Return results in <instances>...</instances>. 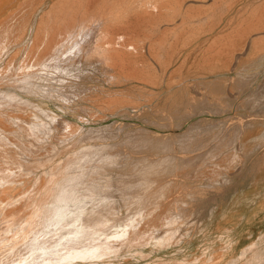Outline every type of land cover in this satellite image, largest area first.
Wrapping results in <instances>:
<instances>
[{
	"label": "rangeland",
	"instance_id": "1",
	"mask_svg": "<svg viewBox=\"0 0 264 264\" xmlns=\"http://www.w3.org/2000/svg\"><path fill=\"white\" fill-rule=\"evenodd\" d=\"M209 1L208 3L212 4V0ZM244 1L235 0L233 2L234 5L232 4L233 6L231 5L229 9L227 8L224 11L219 10L220 7L218 5L220 4L213 3L211 8L212 16L213 14L214 17L218 16L214 20L216 22V24L214 22V28L208 35L211 40H208L207 43L212 41L215 36H229L238 28L240 20L242 22L243 19L250 17L251 12L248 11H250L249 7L252 5L248 6V10L241 11L243 6L251 4L248 0ZM257 2L261 3L260 0H255L252 4H257ZM216 7L219 9H215ZM237 7L239 8L237 9ZM11 8L7 9V11H11ZM218 10L221 17L216 14ZM195 17H198V15ZM238 19L240 20L238 21ZM144 29L140 25L131 27L130 34L135 35L136 33L144 32ZM199 39L192 41L190 45L184 48V50L186 48L190 49L189 51L187 49L185 51L182 50L164 68L163 77L165 75V79L162 77L163 79L158 81V83L152 84L138 78L139 80L132 79L131 81H125L126 83L122 82L123 84L120 82H114V84L105 79L107 77L105 74L102 75L101 70L97 71V74H92L93 76L78 72H76L77 74H67L57 71L34 79V82L51 88L54 95L40 96L36 94V96L34 95L35 93L30 94L31 92L22 90L21 92L18 88L19 92L22 93V96L19 97L20 99L16 97L15 100L2 106L3 109L5 107L4 110L0 108V114L10 123L5 124L2 122L3 125L2 123L0 125V140H2L0 141V203L3 204L4 202V205L8 206L12 213L10 215L12 218H0V227L4 225V227L0 228V239L2 240H0L2 243H0V250L3 249L0 251L1 264H8V260H11L9 264H16V261L11 263L12 257L14 256L15 258L16 255L12 251L9 252V247L8 251L7 248H4L6 247L7 239L13 234L7 230L6 224L8 219L12 221L15 217L24 214L27 208L40 204L41 197L39 191H36L38 186L33 185L40 184L41 181L46 182L49 177L54 175L56 168L67 157L85 155L88 160L80 168L86 170L88 165H101L105 161L103 159L112 152L118 154V163L116 162L113 167H109L107 170H112L105 171L104 175L110 179L114 178L112 179L113 185L109 189L100 191L99 195L108 196L116 212L103 223H98L96 220L90 219L89 216L81 215L80 218L75 219V216L80 212L79 210H91L94 204L91 199L75 200L69 198L68 202L64 203L66 204L64 205L66 209L63 213V217L67 218L68 225L66 224L64 227L52 222V225L45 227L46 229L40 233L39 239L41 237L40 240L49 237L58 239L61 251L67 244L66 241L69 236L72 237L74 235V226L83 222L89 227L90 223L97 222L96 225L102 224V228L98 232V238L96 239L100 244H105L104 241L109 243V241L111 242L115 239L117 241L114 243L116 248L113 247V243H110L115 252L113 254H101L103 257L100 256L101 258L99 257L100 259L95 261L83 258L67 264H264V57L261 58V55L264 56V49H261L263 51L261 54L259 53L261 51H258L252 59L250 56L252 49L249 44V38L245 42L244 46L246 47L243 46L242 40L241 44L240 41L238 43L235 42L236 47H231L233 44L231 40L230 43L232 44L230 47L231 49L234 47L233 49L235 50L232 49V51L228 47V50H230L229 56L225 54H228V51L223 52V57L225 58L222 60L225 61L226 59L225 65H222V61L217 62L216 65L214 62L213 68L206 67L207 69H203L202 67L197 68V64H193L201 59V57L195 58L194 56L196 52H202V48H199L201 40ZM147 44L143 50L147 57L144 55V58L148 59L147 61L153 66H156V70L160 73V63L157 62L158 60L150 59L151 55ZM202 46L203 43L200 47ZM197 48L199 49L195 52L194 49ZM192 50L194 52H191L193 56L190 54L192 58L190 56L189 58L191 59L183 61L186 54ZM22 53L24 51H20L21 56L17 61H20L25 56ZM6 54L1 59L0 70L4 68L11 58L9 52V55L7 54L6 56ZM248 55L249 59H251L249 61L253 60V64L257 63V65L249 66L252 64L251 62L247 64L250 67L248 68L247 65L240 63L244 58H248ZM196 59L197 61H195ZM180 65L182 66L179 67ZM211 69H213L212 72H210ZM239 69L241 70L239 71ZM173 71H175V74ZM171 73L174 75L172 76ZM244 74H246L245 77L243 76ZM175 76L176 81H174ZM181 76L182 78H180ZM177 78L181 81H177ZM0 79L2 80V77ZM170 79H173V82H170ZM212 79L216 81L215 88L211 86L214 84ZM5 80L3 79L0 82V88L5 86ZM167 82L170 84H167ZM9 84L12 85L13 82ZM136 84L140 85L139 87L144 86L148 93L153 94V97L148 96V99H145L147 94L138 95L137 101L139 100V102L137 103L141 107H134V105L131 107L129 106L130 104H124L123 107L118 106L107 95L112 90L115 92L120 89L126 90L128 87L131 89L132 86L136 90ZM76 87L80 90L75 89ZM82 90L87 93L85 94ZM106 90L109 91L106 92ZM80 92L84 97H79L81 96ZM173 93H177L178 99H174ZM133 94L136 95L137 91H134ZM28 95L31 96L28 97ZM68 95L71 101L62 99V97ZM121 98L129 99L133 101L132 104H137L134 101V96ZM10 103H13L14 106ZM6 106L10 108L8 109ZM38 107L46 109L40 110ZM178 111L180 112L178 113ZM9 113H12V115ZM51 115H54L58 120L51 118ZM251 117H255L258 120L253 119L255 120H252L253 123L248 121L246 122L248 124L243 126V128L241 126L236 127L235 134L231 132L229 134L228 131L230 129H235L233 128V121L239 118L246 119ZM36 118L39 119L37 120ZM64 119L71 121L75 125L73 130H68V127L63 122H60ZM21 121L23 126L20 125ZM205 126L211 127L213 131L218 132L220 128L221 132L216 135H209L212 137L207 136L208 139L204 140V144L200 145L199 149L189 150L190 135L197 133L199 129ZM152 135L154 137L159 135L158 137L165 142L166 140L164 139L166 138L169 141L168 146L163 145L161 142L154 144L156 140L154 141ZM92 145L98 146L93 147ZM89 146L91 147L88 148ZM169 146L170 151H167ZM169 152L176 156L190 155L191 160L189 159L184 163L186 165L180 164L179 169L177 168L175 171H154L153 174H150L153 182L148 189L142 192L138 191L137 185L129 189V194L119 188L120 183L118 181L120 179L138 177L140 174L139 170L150 163L161 162L159 165L161 166L162 159H165ZM73 169H77V166L70 170L74 171ZM163 184H166L165 191L157 198L151 200L152 191ZM16 194L24 195L22 199L28 194H31V197L26 200L25 206H23L21 198H17ZM130 194L132 196L139 194L138 196L141 195L145 201L147 200L145 202L146 210L144 208L143 213L141 212L142 214L139 213V205L126 200L128 195L131 197ZM99 195L98 197H101ZM17 209H19L18 213ZM14 211L17 213H14L16 216L13 214ZM57 216V219L60 218L59 214ZM121 217L123 219H120ZM144 226H147L146 230ZM6 227L7 229H4ZM88 227L87 229H89ZM105 229L108 231H105ZM7 232L10 233L8 234ZM144 232L148 233L145 234ZM3 234L7 239L1 236ZM109 235L112 237H109ZM146 236H149L148 240L145 238ZM135 238L138 240L136 241ZM97 240L94 241L98 243ZM108 243L106 242V244ZM100 244L98 245L100 246ZM102 244L100 248L107 246ZM64 249L61 253L65 252ZM47 261L45 260L44 264ZM49 261L47 264L51 263ZM55 262L54 264H65L62 263L64 261Z\"/></svg>",
	"mask_w": 264,
	"mask_h": 264
},
{
	"label": "bare ground",
	"instance_id": "2",
	"mask_svg": "<svg viewBox=\"0 0 264 264\" xmlns=\"http://www.w3.org/2000/svg\"><path fill=\"white\" fill-rule=\"evenodd\" d=\"M208 1L209 0H0V62H2L1 59L3 58V56L5 57L6 53L8 54V52H9V54L11 56L9 61L7 60L8 62L5 64L4 68L1 69L2 71L0 70L1 71L0 77H2V80L1 79L0 80L3 81V79H6L5 80V86L0 88V106H1L0 108L3 109L2 106L5 103H9V102L15 100L16 97L19 98L22 96V93L19 92L18 88L20 89V91L22 90V91L31 92L30 94L35 93L34 95H36V94L40 95V96H44V95L48 96L49 94L54 95L53 92L51 91L52 90L51 88L44 87V86L34 82V79L38 76L46 75L48 73H53V72H57V71L67 73V74H71V73L77 74L76 72L85 73V75L91 76L92 74H97L96 72L101 70V72L103 73V74L102 73L101 74L102 75L105 74V76L107 77L105 79L109 80L110 83L111 82H113V83L114 82H116V83L117 82H120V83L123 82L124 83L125 81H131L132 79L136 80L138 78L143 79L145 82H150L152 84L156 83V82L158 83V81H161L163 78L165 79V75L163 77V72L165 70L164 68H166V66L172 60H174L178 56V54H180L182 52V50H184L185 47L190 45L192 43V41L197 40L199 38L201 39V40L199 39L200 40V42H199L200 46L202 43H203V46L202 47L199 46L200 49L202 48L201 53L196 52V51H198L199 48L194 49V51L196 52L194 54L195 58L201 57V59H199L200 61L199 60L197 61V59H196L195 61H197V63H193V64H197V68H199V67H202L203 69H205L206 67L213 68L212 66L214 65L213 64L214 62L216 65L217 62H221V61L223 62L222 65H225L224 62L226 61V59H225V61L222 60L225 58V57H223V52L228 51V54L227 53H225V54L229 56L230 50H232L234 48L233 47L231 49V47L232 46L236 47L235 42L238 43L240 41V44H241V40H242V42H243L242 44L244 46L245 42H247L246 41L247 38L250 39L249 44L251 45V49H252L250 56L252 57V59L254 58V55H256V53H258V51H261V49H264V44H263L264 43V7H262V6H264V0H260L261 3L257 2V4L256 3L252 4V2H254L255 0H248L249 2H251V4H247V5L243 6L242 9L241 8L240 9H241V11H243V10L245 11V10H248V6L252 5L249 7L250 11H248V12H251L250 17L247 18L248 17L247 16L246 17L247 19H243L242 22L240 19H238V21L240 20V23H239L240 27L238 26V28L235 29V31L232 34H230L229 36H225V35L215 36L212 41L207 43L208 40H211V39H209L210 37H208V35H209L210 31H212V29L214 28V26L216 24V22L214 20L218 16L217 15L216 17H214V14L212 16V11H211L212 9L211 8L213 6V3L214 4L215 3L220 4V5H218L220 7V9L217 8L218 6L215 9H219L220 11H224L227 8L229 9V7L233 4V2L235 0H212V4L208 3ZM10 7H12L11 8L12 10L7 11V9H9ZM238 8L239 7H237V9ZM213 10H214V8H213ZM219 10H218V13H216L217 10L215 11V13L219 14L220 13ZM223 14H224V12H223ZM197 15H198V17H195ZM243 15H244V13H243ZM248 15H249V13H248ZM219 16L221 17V14H219ZM221 20H222V18H221ZM214 22H215V24H214ZM139 25L143 26V28H145L144 29L145 31L141 32V33L140 32L136 33L135 35H131L130 34V28L135 27V26H139ZM217 25H218V21H217ZM113 27H114V29H113ZM15 30H16V33H15ZM253 31H257V32H253ZM252 32H253V34H251ZM142 34H144V35H142ZM233 39H235V40H233ZM230 41L233 42V44L230 43ZM205 43H207V44H205ZM146 44H147L148 50H150L149 51V53L151 55L150 59L153 58V59H155V61L158 60L157 62L160 63V66H161V68H159L160 73L158 72V70H156V66H153V64H151L150 62L147 61L148 59L144 58L145 52L143 53V50H144V47ZM230 45H231V47H230ZM228 47H230L229 48L230 50H228ZM244 47H246V46H244ZM249 47H248V49H249ZM14 49H16V50H14ZM233 50H235V49H233ZM20 51L21 52L24 51V53H22V55L25 54V56H23L20 61H17L20 59L19 57L21 56ZM191 52H193V50L186 54L183 61L192 58V56H193L192 54L194 52L192 54H191ZM262 52L263 51H261L259 53L261 54ZM236 53H239V52H236ZM7 54H6V56H7ZM234 54H235V52H234ZM226 55H224V56H226ZM231 55H232V52H231ZM236 55H238V54H236ZM190 56H191V58H189ZM262 57H264V56L261 55V58ZM249 60H251V59H249V55H248V58H244V60L240 61V63L242 62L243 65L246 66L248 63H251L253 61L252 60L250 62ZM258 62L260 63V61H258ZM252 65H257V63L253 64V62H252V64L249 66H252ZM157 66L159 67L158 64H157ZM181 66L182 65H180L179 67H181ZM249 66H248V68H250ZM179 67H178V69H179ZM195 67H196V65H195ZM222 67H221V69H222ZM242 67H244V66H242ZM202 68H201V70H202ZM221 69H220V71H221ZM180 70H182V69L180 68ZM212 70L213 69H211L210 72H212ZM240 70L241 69H239V71ZM242 70H243V68H242ZM175 71H173V73ZM177 71L179 72V70H177ZM191 71H193V70H191ZM173 73H171L172 76L175 74V73L174 74ZM245 75L246 74H244L243 76L245 77ZM241 77H242V75H241ZM244 77H242V78H244ZM167 78H168V76H167ZM169 78H170V75H169ZM180 78H182V76ZM215 79H216V77H215ZM215 79L214 80L212 79V83H214V84H212L211 86H213V87L215 86V82H216ZM172 80L170 79V82H173ZM179 80L177 78V81H179ZM210 80H208V81L210 82ZM9 81L13 82L14 85L9 84V83H11ZM174 81H176V76H175ZM168 82H169V80H168ZM168 82H167V84H170ZM182 82H184V81H182ZM240 82H242V81H240ZM221 84H220V86H221ZM171 85H172V83H171ZM171 85H168V86H171ZM135 86H136L135 87L136 90H134L133 89L134 87L132 86L133 88L131 87V89H130V87H128L126 90L120 89V90H116L115 92H113V90H112L111 92H108L107 95L110 97V100L113 102H116L118 106L123 107L124 104H130L129 106H131V107L133 105H134V107H139V106L141 107V105H139L137 103V102H139V100L137 101L138 95L147 94L145 99H148L147 97L148 96L153 97V94L148 93L145 90L146 88L144 86L139 87L140 85H137V84ZM223 88H224V86H223ZM75 89H79V88L76 87ZM93 89H94V87H93ZM107 91H109V90H106V92ZM134 91H137L136 95L133 94ZM27 92H25V93L27 94ZM84 93L86 94L87 92H84ZM176 94H174V99L175 98L178 99ZM77 95H79V94L77 93ZM77 95H75V96H77ZM80 95H81V92H80ZM30 96L31 95H28V97H30ZM40 96H38V97H40ZM124 96H126V97H133L134 96V101L137 104H132L133 101H131L129 99H122L121 97H124ZM79 97H84V96L81 95ZM19 99H17V100L21 101ZM62 99L70 100L69 95L66 97H62ZM217 99H218V97H217ZM22 100H25V99H22ZM25 101H27V100H25ZM14 102H16V101H14ZM29 102H31V101H29ZM18 103H20V102H18ZM185 103H186V101H185ZM185 103L183 102L184 105H185ZM39 104H40V102H39ZM177 104H175V105H177ZM11 105H13V103ZM15 107H17V106H15ZM124 107H126V106H124ZM4 109H5V107H4ZM39 109L45 110L46 108L44 109V107H43V108H39ZM179 112L180 111H178V113ZM188 112H190V111H188ZM12 113H14V112H12ZM12 113H9V114L12 115ZM16 114L18 115V113H16ZM17 115H16V118H17ZM45 116H47V115H45ZM8 118H11V117H8ZM51 118H56V117H54V115H51ZM56 119L58 120V118H56ZM253 119L256 120L257 118H255V117L246 118V119H240L239 118V119L233 121V123H234L233 128H235V129H230V131H228L229 134H230V132L232 134H235V131L237 130L236 127L241 126V128H243V126L248 124L246 122L252 121ZM255 120H253V121H255ZM253 121H252V123H253ZM2 122L5 124H10L9 121L5 120V118L2 116V114H0V125ZM11 122H13V121L11 120ZM56 122H58V121H56ZM60 122H63L64 125L66 127H68V130H73V128L75 126L71 121L66 120V119L61 120ZM3 123H2V125H3ZM19 124H20V122H19ZM20 125H22V121H21ZM42 125H40V126H42ZM38 128H40V127H38ZM18 131H20V130H18ZM214 131L212 130L211 127L205 126L202 129H199L197 131V133L191 134L190 138H189L190 142L187 141L188 146H189L188 148H190L189 150H192V149L196 150L197 148L199 149V146L204 144V140L207 138V136L216 135V134L221 132L220 128H219V132L218 131L214 132ZM225 135H226V133H225ZM231 135H229V136H231ZM150 136H151V133H150ZM158 136H155V137L153 136L154 141L156 140V143H154V144H157V142H159V143L161 142L163 145L165 144L168 146L169 141H167L166 138L165 139L163 138L164 140H166V142H165V141L161 140L160 137H158ZM209 137H212V136H209ZM0 141H2V140H0ZM5 141H4V143H5ZM98 145H92V146L97 147ZM227 146H228V144H227ZM90 147L91 146H89L88 148H90ZM167 151H170V146H169ZM168 154H167L165 159H162L163 161H162L161 166H159L161 162L147 164V165L143 166L141 168V170H139L140 174L138 177H132V178H130V177L125 178L124 177L123 179H120L118 181L120 183V187L119 186L118 187L122 190H125V193L129 194V192H130L129 189H131L137 185L136 188H138V191L142 192V191L148 189L150 184L153 182L152 176L150 174H153L154 171H158V170L159 171L162 170L165 172H170L173 170L175 171V169H177V168L179 169L180 164L186 165L184 163H186L189 159L191 160L190 155L176 156V155L172 154L171 152H169ZM117 158H119L118 154L115 152H112L103 159V160H105V161H103V163H102V161H100L102 163V164L100 163L101 165H99V166L88 165V169L86 167V170H83L80 167H82L83 163L87 162V160H88L85 155L67 157V159L65 161H63L62 163H60V165L56 168L54 175L49 177L46 180V182L41 181L40 184H34L33 186H36V187L38 186L37 187L38 189L36 191L37 192L39 191V195L41 197L40 204H38L34 207H31V208H27V210L24 212V214H21L18 217H15L14 219H12V221H11V219L10 220L8 219L9 222L7 221V224H6L8 229H7V227L4 229L9 230L13 234L8 239L6 236H4V234L1 235V236H4L8 240L7 244L5 243L6 247H4V248H7V251H8V247H9V250H10L9 252L12 251L13 254L16 255L15 258H14V256L12 257L13 260L11 263H15V261H16V264H44L45 260L49 261V259H50V261H51L50 264H54L55 261L56 262L57 261H61V262L64 261L62 263L67 264L69 262L70 263L75 262L76 259L81 260L83 258L84 259L87 258V259H90L92 261H95V260L101 258L100 257V256H102L101 254H104V255L106 253H108V254L112 253L113 254L115 252V250L113 249V247H115L114 243L117 241H115V239H114V241L111 239L113 242L109 241V243H108V241H106L108 244H106V242L104 241V243L107 246H104L105 244L101 243L104 246V248H100L101 244L96 238H98L97 237L98 232L101 230L102 224L96 225V223L97 222L103 223V221L109 219L116 212V211H114V206L111 204V200L109 199V197L103 196V195L101 196L99 194L101 193L100 191L109 189L113 185L112 179H114V178L110 179L108 176H106L104 174H105V171L112 170V169H110V170H107V169L109 167H113L116 164ZM76 166H77V169H75V170L73 169L74 171L70 170L71 168H75ZM113 169L115 170V168H113ZM1 172H2V170H1ZM123 175H126V174H123ZM123 175H120V176H123ZM196 175H197V173H196ZM169 183H171V182H169ZM165 187H166V184H163V185H160L159 188L152 191L153 195L151 196L150 199L153 200V199L157 198L160 194H162L165 191ZM133 194H135V193H133ZM28 195L26 197H24V199H22V197L24 195H17V198H19V199L21 198V200H22L21 202L23 203V206H25L24 203L26 202V200L31 197V194L29 196ZM98 195L101 197H98ZM130 195H131V197L129 195H128L129 197L126 195L127 196L126 200H128V202L139 205L138 206L140 209L139 213H141V212L143 213L144 208L146 207L145 202L147 200L145 201V199L142 198L143 197V196H141L142 194L140 196H138L139 194L136 196H132V194H130ZM145 196H147V195H145ZM69 198H72L75 200L91 199L93 201V204H94L93 208L91 210H85V209L79 210L80 212L78 213L77 216H75V219L80 218V216L82 215V216H87V217L89 216L90 219H94L97 222L90 223V221H89V223L91 224V225H89V227L86 224H84L83 222H80L79 224L74 226L73 227L74 235L72 237L69 236L68 240L65 237L67 240L66 241L67 244L65 245V247L63 246L65 248V249L63 248L65 250V252L61 253V251L63 249L61 248L62 250L60 251L58 239H54V238L49 237L47 239L40 240L42 237L39 239V236H40V233H42V231L44 229H46L45 227L52 225V222H55L58 225H63L65 227V225L67 224V220H66L67 218L65 219L63 217V213L65 212L64 210L66 209V207L64 206L66 204H64V203L68 202ZM113 199H114V197H113ZM123 199H125V198H123ZM114 200H116V199H114ZM176 201H178V200H176ZM20 209H22V208H20ZM23 209L25 210V208H23ZM69 209H70V207H69ZM18 210L19 209L16 210L17 213H18ZM145 210H146V208H145ZM16 211H14L13 214L16 213ZM72 212H74V211H72ZM156 212H158V211H156ZM11 214L12 213L8 209V206L4 205V202H3V204L0 203V218L7 219L8 217H10ZM58 214H59L60 218L57 219ZM170 216H171V214H170ZM137 217H138V215H137ZM10 218H12V217H10ZM120 219H123V218L121 217ZM81 220H82V218H81ZM56 224H54V225H56ZM141 225H142V223H141ZM145 225H147V224H145ZM1 227H4V225ZM59 227H58V229H59ZM87 227L89 229H87ZM146 227L144 226L145 230H146ZM69 229H72V228H69ZM52 230H53V227H52ZM138 230H139V228H138ZM105 231H108V230L105 229ZM142 231H143V229H142ZM2 232H3V230H2ZM139 232H140V230H139ZM148 232H146V233H148ZM114 235H116V234H114ZM140 235H141V233H140ZM142 235L144 236V234H142ZM44 236H46V235H44ZM137 236H138V234H137ZM56 237L58 238L57 235H56ZM100 237H102V236H100ZM109 237H112V236L109 235ZM134 237H135V235H134ZM139 237H141V236H139ZM148 237L146 236L145 238L148 240ZM59 238H61V237H59ZM103 238H105V237L103 236ZM131 238H133V237H131ZM141 239H142V237H141ZM94 240H97L98 243ZM99 240L101 241V239H99ZM103 240H102V242H103ZM106 240H107V238H106ZM117 240H118V238H117ZM131 240H134V239H131ZM137 240L138 239H136V241ZM3 241H4V238H3ZM62 241H61V243H62ZM110 243H113L112 244L113 247ZM124 243H126V242H124ZM98 244H100V246ZM135 244H136V242H135ZM119 246H122V245H119ZM2 250H0V251H2ZM29 251H31L32 253ZM7 254H9V253H7ZM218 255H221V254H218ZM109 256H111V255H109ZM10 261L8 260V264ZM47 262H46V264H47ZM4 263H5V260H4ZM0 264H1V261H0Z\"/></svg>",
	"mask_w": 264,
	"mask_h": 264
}]
</instances>
